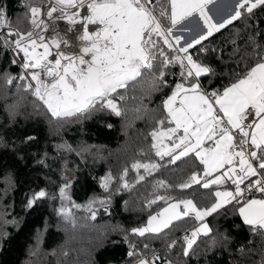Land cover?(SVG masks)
I'll use <instances>...</instances> for the list:
<instances>
[{
  "label": "snow or ice",
  "instance_id": "1",
  "mask_svg": "<svg viewBox=\"0 0 264 264\" xmlns=\"http://www.w3.org/2000/svg\"><path fill=\"white\" fill-rule=\"evenodd\" d=\"M48 2L51 6L42 12L40 6H33L32 0H27L25 7L30 25L27 31L13 28L5 10L0 9V29H8L6 36L0 35V45L13 52L11 64L20 67L18 75L8 71L0 73V80L6 85L18 81L17 90L23 89L30 94L34 98L33 106L59 123L70 119L79 121L105 111L118 117L126 116L127 109L122 105L130 99V90L138 89L142 101L145 96L150 98L168 86L166 76L177 77L171 94L162 101L166 115L153 117L154 126L148 133L152 141L149 149L142 148L137 155L147 157L154 151L161 160L168 157V162L175 164L194 153L203 165V174L192 172L186 180L175 185L180 190L193 184L211 189L213 185L223 186L230 182L232 190L212 192L214 199L210 206L201 208L192 199L158 194V189L167 190L172 186L163 179L154 181L151 185L153 191L145 198V206L151 207L158 201H164L166 206L149 214L146 224L131 228L130 234L140 238L151 234L167 241L169 234L165 230H170L174 222L194 218L198 225L183 237L182 254L189 257L199 237H208L212 232L204 223L205 217L227 205H234L250 231L264 237V198H248L246 195L253 192L264 195V46L256 42L255 36L249 35L248 43L254 51L252 66L236 72L232 82L222 90L211 91L202 85L200 78L214 74L213 70L189 52L201 45L199 52L206 53L208 49L202 45L203 41L234 21L251 17L255 9L264 8V0H235L232 14L220 22L215 21L208 11V6L215 0ZM60 21L68 25V33L79 42L78 53L61 50V45L73 46V41L58 30ZM78 25L80 31L76 30ZM50 29L56 31L49 39L46 33ZM195 30H199L198 35L191 40L185 39L184 33ZM176 66L179 73L171 70ZM131 99L137 97L133 95ZM16 108L17 105L9 106L10 116L17 114ZM154 111L141 104L135 109V119H143ZM56 147L73 150L66 143ZM79 151H87V148ZM160 167L151 160H135L131 164V170L136 172L135 178L127 179L130 169L125 166L118 177L116 191H132ZM140 169L144 174H140ZM113 179L111 172L100 178L104 192L110 193ZM62 180L58 193L50 194L41 189L28 198L26 207L31 208L40 199L59 200L55 212L73 230L78 227L73 209L87 213L84 220L96 219L97 205L107 211L110 199L94 195L86 203L78 204L71 197L68 176L63 175ZM8 223L15 221L4 220L0 214V224ZM3 235L6 233L0 232V236ZM124 239L130 248L127 255L136 257L135 264H155L159 260L155 250H151V260L146 258L137 250V244L129 240L128 233ZM40 243L38 236L37 251ZM176 243L171 240L166 244L167 249L171 250ZM216 244L213 237L209 247ZM144 250H149L148 243H144ZM240 251L243 253L244 249ZM52 255H56L55 250ZM62 255L67 257L68 252L64 251ZM256 264H264V243Z\"/></svg>",
  "mask_w": 264,
  "mask_h": 264
},
{
  "label": "trees",
  "instance_id": "2",
  "mask_svg": "<svg viewBox=\"0 0 264 264\" xmlns=\"http://www.w3.org/2000/svg\"><path fill=\"white\" fill-rule=\"evenodd\" d=\"M26 2L0 0V9L5 10L11 26L22 31L30 29ZM32 4L44 5L46 0H32ZM7 31V28L0 29V35L6 36ZM249 35L255 36L256 42L264 46V8L255 9L251 17L245 16L214 32L202 42L208 49L206 53L199 52L201 45L189 50L194 58L213 70L214 74L200 78L208 91L222 90L232 82L236 72L252 66L254 51L248 43ZM13 55L10 49L0 45V73H20L19 65L11 64ZM171 70L179 73L178 66ZM165 79L167 87L150 98L145 96L142 101L138 89L130 90V99L122 105L127 109L126 116L118 117L105 111L79 121L70 119L59 123L52 121L42 109L35 108L30 94L23 89L17 90L18 81L6 85L0 80V214L4 220L15 221L0 224V232L6 233L0 236V264H57L58 261L59 264H134L136 257L127 255L130 248L124 239L126 233L129 240L137 244V250L146 254L149 260L151 250H155L159 256L155 264H167L168 261L172 264H256L260 260L264 237L253 234L249 226L242 223L234 205H227L205 217L204 223L212 232L208 237H199L189 257L182 254L183 237L198 225L194 218L174 222L170 230H165L169 234L167 241L151 234L146 238L130 234L131 228L145 224L149 214L166 206L164 201L145 206V198L153 191L151 185L156 180L163 179L172 186L167 190L158 189V194L192 199L201 208L210 206L214 199L212 192L225 188L224 185H213L211 189H204L199 184L184 190L175 187L194 171L203 174V166L193 153L175 164L169 163L168 157L161 160L154 151L147 157L137 155L140 149L147 151L150 147L152 141L148 133L154 126L153 117L166 115L162 101L171 94L178 78L168 75ZM133 95L137 99H131ZM141 104L155 111L143 119H135V109ZM11 105H17L14 117L9 114ZM28 137L34 139L28 140ZM65 143L73 150L56 147ZM81 148H87V151L80 152ZM137 159L151 160L161 167L132 191L117 192L118 177L125 166L130 169L127 179L135 178L131 164ZM40 160L44 163H38ZM109 172L114 179L110 193H106L100 187V178ZM140 174H144L142 169ZM63 175L71 181L70 194L76 203L84 204L95 195L110 199L107 211L97 205L96 219L84 220L88 214L82 209H73L78 221V227L73 230L55 212L59 200L40 199L31 208L26 207L28 198L41 189L50 194L58 193L64 182ZM255 198L262 196L256 194ZM38 236L41 243L37 251ZM213 237L217 244L210 248ZM171 240L177 243L168 250L166 244ZM144 243L149 244V250H144ZM54 250L56 255H52ZM64 251L68 252L67 257L62 255Z\"/></svg>",
  "mask_w": 264,
  "mask_h": 264
},
{
  "label": "crops",
  "instance_id": "3",
  "mask_svg": "<svg viewBox=\"0 0 264 264\" xmlns=\"http://www.w3.org/2000/svg\"><path fill=\"white\" fill-rule=\"evenodd\" d=\"M234 6H235V0H215L214 4H210L208 6V11H209V14L214 18L215 21L220 22L224 18H227L229 15L232 14V12L234 11ZM188 26L191 27L190 24ZM195 31H193L192 33H184L185 39L191 40L192 38H194L193 36L195 34ZM177 34H180V33L177 32ZM182 43H183V41H182ZM224 187L225 188H222L220 190H225V189L232 190L230 182L228 184H225ZM237 213H238L240 220L243 223V220L240 217L238 211H237Z\"/></svg>",
  "mask_w": 264,
  "mask_h": 264
},
{
  "label": "bare ground",
  "instance_id": "4",
  "mask_svg": "<svg viewBox=\"0 0 264 264\" xmlns=\"http://www.w3.org/2000/svg\"><path fill=\"white\" fill-rule=\"evenodd\" d=\"M58 23H59L58 30L61 32V34L66 35V38L68 40L73 41V46L64 47L63 45H61V50L68 52V53H78L79 52V42L75 40V36L73 34L68 33V25L64 21H60ZM76 30L80 31V27L78 26ZM55 31L56 29H50V31L46 33L47 37L50 39L54 35Z\"/></svg>",
  "mask_w": 264,
  "mask_h": 264
},
{
  "label": "built area",
  "instance_id": "5",
  "mask_svg": "<svg viewBox=\"0 0 264 264\" xmlns=\"http://www.w3.org/2000/svg\"><path fill=\"white\" fill-rule=\"evenodd\" d=\"M46 4H47V6H48V5L51 6V4H50V2H48V0H46ZM46 4H45V5H46ZM45 5H40V7L43 8ZM191 55H193V54H191ZM256 194H260V193L253 192V193H247L246 195L248 196V198H255V195H256ZM261 196H262V198H264V195L261 194ZM141 253H142V252H141ZM143 255H144L146 258L148 257V256H147L146 254H144V253H143Z\"/></svg>",
  "mask_w": 264,
  "mask_h": 264
},
{
  "label": "rangeland",
  "instance_id": "6",
  "mask_svg": "<svg viewBox=\"0 0 264 264\" xmlns=\"http://www.w3.org/2000/svg\"><path fill=\"white\" fill-rule=\"evenodd\" d=\"M44 5H45V4H44ZM48 7H50V5L47 6V4H46V5L42 8V12H46L47 9H48ZM54 15H55V14H54ZM42 18H44V17H42ZM49 23H51V21H49ZM78 26H79V25H78ZM78 26H77V27H78ZM79 27H80V26H79ZM49 31H50V30H49ZM198 32H199V30H196V31H195V34H194L193 37H195L196 35H198ZM22 55H23V54L21 53L20 56L22 57ZM172 126L174 127V125H172ZM193 154H194V153H193ZM194 155H195V154H194ZM202 166H203V165H202ZM142 170H143V169H142ZM143 173H144V172H143ZM160 209H161V208H160ZM160 209H159V210H160ZM159 210H158V211H159ZM146 222H147V220H146ZM145 224H146V223H145ZM142 254H143V253H142ZM134 264H135V263H134Z\"/></svg>",
  "mask_w": 264,
  "mask_h": 264
}]
</instances>
